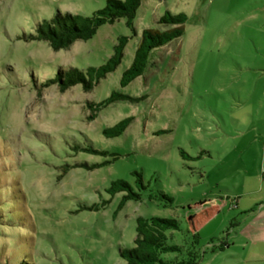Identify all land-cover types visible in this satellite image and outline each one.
I'll return each mask as SVG.
<instances>
[{
  "label": "rangeland",
  "instance_id": "1",
  "mask_svg": "<svg viewBox=\"0 0 264 264\" xmlns=\"http://www.w3.org/2000/svg\"><path fill=\"white\" fill-rule=\"evenodd\" d=\"M105 3L0 0V264H125L138 217L177 220L166 242L186 247L184 219L208 204L219 212L198 233L197 264H264V0H140L135 36L119 19L66 50L29 38L57 12ZM165 12L186 15L182 35L121 88L142 30L167 29ZM121 37L120 64L91 91L44 86L103 65ZM112 92L145 99L90 120L88 105ZM125 118L121 135L102 134ZM118 180L140 199L119 208L126 193H108Z\"/></svg>",
  "mask_w": 264,
  "mask_h": 264
},
{
  "label": "trees",
  "instance_id": "2",
  "mask_svg": "<svg viewBox=\"0 0 264 264\" xmlns=\"http://www.w3.org/2000/svg\"><path fill=\"white\" fill-rule=\"evenodd\" d=\"M139 6L140 0H106L105 6L93 12L90 16L57 12L51 19L38 24L36 34L29 38L45 41L53 51L66 50L76 41L90 39L100 26L112 24L119 19H124L125 26L135 36L133 21ZM186 18L183 13L171 14L165 12L156 23L168 27L167 29L163 31L151 28L142 30L131 64L123 71L119 80L121 88L142 75L148 55L152 50L160 48L182 35ZM127 40V37L118 39L113 48V54L103 65L96 68L88 67L84 71L76 68H69L66 71L58 70L55 77L47 81L44 86L56 85L58 91L63 93L70 87L79 84L83 91H91L101 79L112 73L120 64ZM144 99V96L130 97L112 92L104 101L96 105H88V109L91 111L89 119L93 120L102 107L111 103L118 101L136 103ZM131 120L132 118H125L114 126L104 129L102 134L107 138L117 137L124 132ZM135 176L137 177L136 183L139 190H144L145 186L142 184L140 174L135 173ZM118 192L126 193L121 198L119 208L128 200L140 199L139 193H135L131 186L122 180L112 182L108 189V193L112 196ZM158 196L168 203L171 202V199L164 193L159 192ZM204 204V201H200L195 203L194 206ZM218 212L219 208L216 204H208L199 209L194 215L184 219L185 233L188 240L186 247L166 242L165 232L179 229L177 220L173 218L138 217L136 219L133 246L119 249L118 255L124 260L125 264H197L201 257L197 249L198 233ZM222 246L223 243H220V250L223 248ZM224 246H227L226 243H224ZM20 264H23V262Z\"/></svg>",
  "mask_w": 264,
  "mask_h": 264
}]
</instances>
